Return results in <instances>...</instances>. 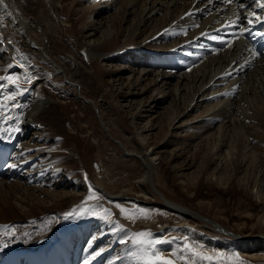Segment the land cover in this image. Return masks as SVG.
Instances as JSON below:
<instances>
[{
	"label": "bare ground",
	"instance_id": "obj_1",
	"mask_svg": "<svg viewBox=\"0 0 264 264\" xmlns=\"http://www.w3.org/2000/svg\"><path fill=\"white\" fill-rule=\"evenodd\" d=\"M228 7L3 0L0 140L15 141L0 173L1 250L16 248L17 264H59L49 247L58 238L69 264H106L108 255L122 264L125 232L87 223L73 237L58 227L71 230L66 206L87 194L86 181L107 199L155 203L240 237L242 251L264 243V60L247 53L242 62L248 42L241 48L234 25L243 21L232 23ZM212 189L244 197L234 228Z\"/></svg>",
	"mask_w": 264,
	"mask_h": 264
},
{
	"label": "rangeland",
	"instance_id": "obj_2",
	"mask_svg": "<svg viewBox=\"0 0 264 264\" xmlns=\"http://www.w3.org/2000/svg\"><path fill=\"white\" fill-rule=\"evenodd\" d=\"M202 47L203 45L198 49L202 50ZM180 48H182L181 45H179L178 49ZM14 80H17L16 76ZM69 108L72 109V106ZM71 116L75 118L76 113L72 111ZM82 187L84 191L88 190L87 194L84 196L80 195L73 204L68 203V206H66L71 209L67 212L66 220L71 221L70 223L75 225L72 226L71 231H77V227L88 223L91 227H94V230L101 231L102 228H105V231L115 234L116 237L118 234L125 232L126 236L124 235L122 239H118L121 240L120 251L122 250L125 256L119 259L122 264H162L160 260L156 259L155 254H158L164 260H171L173 264H264V243L258 246L259 248H257L258 250L255 249L256 251H242L238 244L240 241L237 239L240 237L234 238L224 232L222 233V231L216 232L203 229L199 226L198 221L191 219L187 221L184 217L174 212L170 213L169 210L160 208L155 203L146 204L132 199H107L87 181ZM201 191L204 192L207 189L201 188ZM209 192L211 193L210 199H219L220 201L217 202L223 207L224 214L220 218L221 221L231 228L235 227V222L242 221V208L246 205V202H243L245 201L243 196L239 198L232 193V195L222 194L217 192L216 189H212ZM216 195L221 199L216 198ZM89 197L94 198L89 199ZM177 197L181 203L194 206V203L188 202V199H183L182 196L178 195ZM118 205L119 207H117ZM250 206L254 209V204H250ZM121 208L135 211L122 214ZM105 209H108L111 214L103 218L106 216ZM238 209L239 211H237ZM70 223L67 224L68 229L71 227ZM113 223H118L120 228L113 226ZM60 224L62 225L63 223ZM127 230L129 232H126ZM242 231L248 232L246 229ZM140 232L150 233V235L136 237L135 234ZM253 236H256V234H253ZM118 240L116 239L114 243L118 244ZM134 240H150L153 243H133ZM156 241L161 243H155ZM262 246L263 248H261ZM108 256L106 264H112V261L109 260L111 256ZM104 263L101 262L99 264Z\"/></svg>",
	"mask_w": 264,
	"mask_h": 264
},
{
	"label": "snow or ice",
	"instance_id": "obj_3",
	"mask_svg": "<svg viewBox=\"0 0 264 264\" xmlns=\"http://www.w3.org/2000/svg\"><path fill=\"white\" fill-rule=\"evenodd\" d=\"M227 2H231V0H227ZM2 3H3V0H0V4H2ZM256 3H257V7L261 8V9H264V0H256ZM240 7H243V5H240ZM239 19H240V17L237 16L236 20L232 21V23H234V24H235V23H238V22H239ZM252 22H253L252 20H249V23H252ZM246 31H248L247 28L242 29V30H241V33L246 32ZM260 35H261V36H264V33H260ZM213 39H215V37H213ZM257 54L259 55L260 53H257ZM92 198H94V197H89V199H92ZM117 207H119V205H118ZM120 210H121V213H122V214L128 213V212H130V211H132V212L135 211V210H127V209H124V208H121ZM104 211H105L106 216L103 217V218H106L107 215H110V214H111L110 211H109L108 209H105ZM141 211H142V210H141ZM146 235H150V233L140 232V233H136V234H135L136 237H144V236H146ZM133 243H148V244H152L153 241H150V240H149V241L134 240ZM155 243H161V242H160V241H156ZM98 254H99V253H98ZM155 255H156V259H157V260H160V261L162 262V264H173V262H172L171 260H164V258L159 257L158 254H155Z\"/></svg>",
	"mask_w": 264,
	"mask_h": 264
}]
</instances>
